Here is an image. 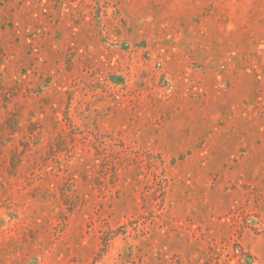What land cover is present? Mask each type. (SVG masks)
Wrapping results in <instances>:
<instances>
[{
    "label": "rangeland",
    "instance_id": "374dc122",
    "mask_svg": "<svg viewBox=\"0 0 264 264\" xmlns=\"http://www.w3.org/2000/svg\"><path fill=\"white\" fill-rule=\"evenodd\" d=\"M0 264H264V0H0Z\"/></svg>",
    "mask_w": 264,
    "mask_h": 264
}]
</instances>
